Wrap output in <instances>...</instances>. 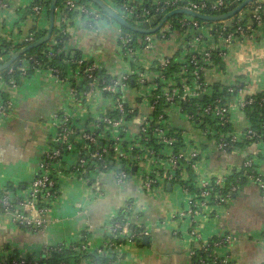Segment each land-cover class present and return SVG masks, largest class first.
<instances>
[{
	"label": "built area",
	"instance_id": "2783aa9c",
	"mask_svg": "<svg viewBox=\"0 0 264 264\" xmlns=\"http://www.w3.org/2000/svg\"><path fill=\"white\" fill-rule=\"evenodd\" d=\"M50 1L32 0L23 14L40 18L48 14ZM100 1L132 26L154 29L166 14L174 10L218 16L232 11L244 0ZM9 2L0 0V11L7 9ZM80 22L90 30L103 29L110 24L115 26L116 55L123 64V70L119 75H112L98 61L76 55L67 48L66 75L60 69L45 68L34 57L20 60L17 70L21 73L22 84L29 81L28 72L32 68L36 72H48L55 83L66 86L67 101L73 111L65 109L50 116L49 147L38 163L35 178L26 186L22 196L12 198L7 189H0V214L10 216L18 229L30 234L40 232L59 198V183L63 177H73L89 186L94 174L111 172L116 182L121 184L128 180L133 168L139 169L140 164L149 167L148 172L142 170L141 189L144 192H152L166 182L180 185L189 197V206L177 216L192 223L208 207H225L245 185L257 187L264 199V172L254 156L247 157L240 169L234 172L237 176L233 184L223 178H204L197 183L190 179L184 181L183 173L196 169L200 154L197 149L189 154L184 151L182 132L172 129L167 119L172 110L184 115L183 118L199 131L204 142L218 152H233L240 144L264 145V117H258L257 129L247 117L245 130L237 133L231 129L234 113L244 112L254 104L251 97H240L243 83L236 81L214 89L204 79L208 70L219 68L214 63V54L225 62L231 45L255 38L264 39V0L253 2L222 22L209 23L185 14L176 15L150 35L136 34L123 28L90 0H58L54 22L56 32L49 40L53 47L55 42L57 44L69 35L70 26ZM36 32L34 29L17 41L4 39L12 49L8 55H2L0 61L7 62L18 50L33 44ZM173 36L178 39L175 54L171 57L156 56L146 64L142 55L154 51L158 44ZM61 53L62 50L49 48L45 56L47 61H51ZM171 69L174 71L167 78ZM13 72L12 64L0 73V121L10 114L12 97L22 85L16 84ZM150 72L153 75L147 82ZM132 83L146 88L138 106H127L123 101L122 91ZM98 96L109 103L110 108H103L94 116L85 113L83 106ZM260 103L264 104V98ZM138 108L145 109L147 114L133 133L129 124L138 115ZM81 112L89 117L79 119ZM181 182L186 185L182 186ZM32 213L35 217L31 216ZM131 216V205L113 212L98 241L91 236L86 237L90 234L86 230L74 240L49 243L41 248L0 249V264H42L44 259L51 260L65 253H72L77 258L57 264H121L124 259L122 244H117V239L123 240L124 245L148 236L146 229L131 221ZM135 227H141L143 231L132 233ZM188 233L192 240L200 241L196 226L191 225ZM236 242L238 238L230 233L202 241L189 250L191 264H236L230 256V248Z\"/></svg>",
	"mask_w": 264,
	"mask_h": 264
},
{
	"label": "crops",
	"instance_id": "0c3cea01",
	"mask_svg": "<svg viewBox=\"0 0 264 264\" xmlns=\"http://www.w3.org/2000/svg\"><path fill=\"white\" fill-rule=\"evenodd\" d=\"M31 2L10 0L5 9L8 13L0 19L1 39L17 41L34 29L41 31L48 28V14L37 19L23 14ZM16 14L18 19L14 17ZM115 37L113 24L90 30L84 22H80L69 28L67 48L98 61L106 72L119 75L123 64L116 55ZM177 48L178 39L173 36L158 44L154 51L142 55V59L149 64L156 56H173ZM223 63V70L215 68L207 71L204 79L208 85L227 86L236 81L242 82L241 98L264 93V39L255 38L252 43L247 40L231 45ZM151 75L153 73H148L147 82H150ZM145 92L146 88L132 83L122 91L123 101L127 106H138ZM12 99L10 114L0 121V189H7L13 198L22 196L26 186L36 176L38 163L49 147L50 116L65 109L71 111L72 107L67 101L66 86L55 83L45 71L36 72L20 86ZM83 107L85 113L93 116L103 108H110L109 103L99 96ZM138 109V115L129 124L133 133L147 114L145 109ZM89 115L86 114L87 117ZM86 116L81 112L79 119ZM183 117L175 110L170 111L168 125L182 132L187 154L193 149L200 154L196 169L183 173L184 181L190 179L197 183L204 178H223L230 182L237 176L234 172L249 156L255 157L264 172V145L240 144L233 152H218L204 142L199 131ZM233 117L232 131L240 133L245 130L248 122L244 112H235ZM143 169L148 172L149 167L140 164L139 169L133 168L128 180L121 184L116 182L111 172L94 174L89 186L73 177H63L59 183V198L46 217L47 224L42 231L30 234L15 227L10 216L0 214V249L41 248L49 243L74 240L86 230L98 241L112 213L131 205V221L138 222L148 231V236L144 237L148 238V243L143 244V238L141 242L122 244L124 259L121 264H191L189 250L202 241L216 239L221 233H230L238 238V242L230 248V256L236 264H263L264 199L257 187L243 186L225 207H208L192 223L177 216L189 206V197L180 185L166 182L152 192H144L141 189ZM31 216L35 217V214ZM191 225L196 226L200 241L190 238L188 230Z\"/></svg>",
	"mask_w": 264,
	"mask_h": 264
},
{
	"label": "trees",
	"instance_id": "16d2710c",
	"mask_svg": "<svg viewBox=\"0 0 264 264\" xmlns=\"http://www.w3.org/2000/svg\"><path fill=\"white\" fill-rule=\"evenodd\" d=\"M86 1V0H81ZM58 7H59V3H58ZM71 17L73 18V15H71ZM178 18V17H176ZM175 19V18H173ZM47 32V29L42 30V31H38L35 33V42L39 39H41L42 37L45 36ZM55 28L53 29V33H52V37L53 35H55ZM69 40V35H67L64 39H62V41H58V43L53 47L52 45V41H49L48 43L33 49L31 51H29L28 53H26L25 55H23L22 57H19L14 63H13V68H14V72H13V77L14 80L16 82L17 85H21L22 84V77H21V73L17 70L18 66H19V62L21 59L25 58V57H34L36 61H38L39 63H41L45 68H57L60 69L61 73L63 75H66L67 72V68H66V62H67V58H66V54L65 52L68 51L67 47L65 46V42ZM49 48H53L54 50H62V53L55 57L54 59H52L51 61H47V57L45 56L46 51H48ZM67 48V49H66ZM11 44L8 43L7 41H5L4 39L0 38V57L2 55H8L11 52ZM15 50V49H14ZM70 50V49H69ZM4 52V53H3ZM74 53H76V55H79V53H77L76 51H73ZM214 63L221 69H224V63L218 58L216 57V54H214ZM4 63H2L0 61V66L3 65ZM174 69L170 70V73L167 74V78H169L171 76V72H173ZM36 73V70H34L33 68L28 72V77H32L34 74ZM214 89H218V88H223V86H219V85H214L213 86ZM247 97H251L252 99H254V104L248 108L245 109L244 114L245 116L251 121V123L253 124L254 128L257 129L258 127V117H264V104L260 103V100L262 98H264V93H259V94H255V95H251V96H247ZM229 129V128H227ZM235 179V178H234ZM234 179H231V181L229 182V184H233L234 183ZM181 185L184 186L186 185L185 183L181 182ZM190 191L193 192V189L190 188ZM120 220L123 219L122 216H120L119 218ZM122 222V221H121ZM23 230V229H22ZM143 231V229L140 227H135L132 230V233H139ZM91 234H86V237H89ZM143 239V238H142ZM141 240H138L136 242H141ZM117 244H123L124 241L123 240H119L117 239L116 241ZM77 258L74 254L72 253H65L64 255L61 256H54L51 260H43L42 264H57L58 262L64 260V261H68L71 258ZM101 263H104L103 260H100Z\"/></svg>",
	"mask_w": 264,
	"mask_h": 264
},
{
	"label": "water",
	"instance_id": "95a60500",
	"mask_svg": "<svg viewBox=\"0 0 264 264\" xmlns=\"http://www.w3.org/2000/svg\"><path fill=\"white\" fill-rule=\"evenodd\" d=\"M93 3H95L109 18L114 20L116 23L121 25L123 28L136 33L140 35H150L154 34L158 31V29L170 18L176 15H189L195 19L209 22V23H216V22H222L226 21L228 19H231L235 15H237L241 10L252 4L253 2L257 0H244L242 3H240L235 9L232 11L223 14V15H218V16H208V15H199V14H194L190 13L187 11L183 10H174L168 14H166L163 19L160 21V23L154 28V29H140L137 27L132 26L131 24L127 23L125 20H123L121 17L116 15L113 11H111L106 5H104L100 0H90ZM58 0H51L49 4V10H48V16H49V22H48V29L44 37L41 39L37 40L33 44L24 47L20 50H18L14 55H12L7 62H5L3 65L0 66V73L3 72L5 69L10 67L19 57L22 55L28 53L29 51L36 49L46 43L49 42L53 29H54V22H55V9L57 5ZM200 101L202 100V97L199 99ZM148 243V238L143 239V244Z\"/></svg>",
	"mask_w": 264,
	"mask_h": 264
},
{
	"label": "rangeland",
	"instance_id": "374dc122",
	"mask_svg": "<svg viewBox=\"0 0 264 264\" xmlns=\"http://www.w3.org/2000/svg\"><path fill=\"white\" fill-rule=\"evenodd\" d=\"M6 13H8L6 10H2V11H0V19H4V16H6ZM15 18H19V16L16 14V16H14ZM251 43H252V41H251Z\"/></svg>",
	"mask_w": 264,
	"mask_h": 264
}]
</instances>
